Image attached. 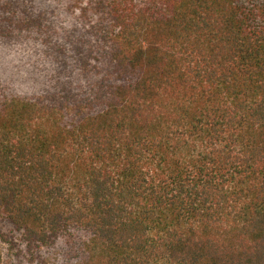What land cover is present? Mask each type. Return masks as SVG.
Segmentation results:
<instances>
[{
	"label": "trees",
	"instance_id": "16d2710c",
	"mask_svg": "<svg viewBox=\"0 0 264 264\" xmlns=\"http://www.w3.org/2000/svg\"><path fill=\"white\" fill-rule=\"evenodd\" d=\"M0 264H264V0H0Z\"/></svg>",
	"mask_w": 264,
	"mask_h": 264
},
{
	"label": "rangeland",
	"instance_id": "374dc122",
	"mask_svg": "<svg viewBox=\"0 0 264 264\" xmlns=\"http://www.w3.org/2000/svg\"><path fill=\"white\" fill-rule=\"evenodd\" d=\"M0 250H3V247H2V245L0 244Z\"/></svg>",
	"mask_w": 264,
	"mask_h": 264
}]
</instances>
